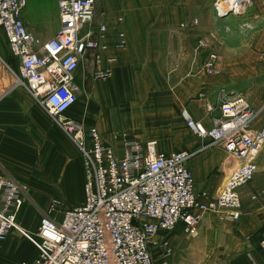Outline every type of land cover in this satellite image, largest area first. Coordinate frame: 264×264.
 Returning <instances> with one entry per match:
<instances>
[{
	"label": "crops",
	"instance_id": "1",
	"mask_svg": "<svg viewBox=\"0 0 264 264\" xmlns=\"http://www.w3.org/2000/svg\"><path fill=\"white\" fill-rule=\"evenodd\" d=\"M92 1L94 29L105 26L107 30L99 39L101 48L87 52L77 69L78 99L66 115L82 122L85 128L95 127L118 157L122 156L125 136L141 144L154 140L157 153L183 151L192 155L187 166L194 193L215 196L239 162L227 157L220 147L208 148L210 141L192 133L183 113L209 130L221 118L222 90L240 92L251 108L264 105V54L250 49L235 54L216 53L227 43L228 35L218 34L210 21L204 23L198 17L202 12L192 5L194 0ZM25 4L21 19L28 33L46 42L58 29L57 0H25ZM207 10L208 14L212 12V8ZM248 15L240 31L246 32L247 38L250 33L256 35L257 44H263L264 0H255ZM194 19L198 20L196 25L192 23ZM219 19L223 23L227 18ZM228 30L232 31V26L225 32ZM120 33L125 44L118 49ZM206 41L209 47L200 49L199 45ZM211 52L218 56L219 73L214 76L205 75L202 68ZM95 57L104 64L113 59L106 81L94 79ZM7 61L17 73V62L9 49L1 47L0 176L14 178L39 205L40 211L25 196L16 217L26 233L35 235L41 211L50 201L57 199L67 209L83 204V160L77 147L27 91L14 85L1 66H8ZM257 77L260 80L255 82ZM256 167L253 179L238 191L237 220L221 221L215 214L204 215L193 244L182 226L171 233H158L156 241H166L173 249L172 256L177 254L172 264L185 263L184 251L192 245L191 255L193 250V255L197 252L199 264H264V146ZM150 251L154 264H171L172 256L162 260L158 246H151ZM208 254H220L217 256L226 260L211 261ZM37 255V249L16 230L0 243V264H31Z\"/></svg>",
	"mask_w": 264,
	"mask_h": 264
},
{
	"label": "built area",
	"instance_id": "2",
	"mask_svg": "<svg viewBox=\"0 0 264 264\" xmlns=\"http://www.w3.org/2000/svg\"><path fill=\"white\" fill-rule=\"evenodd\" d=\"M254 2L213 0L212 11L217 19L245 16ZM57 3L58 29L46 42L28 33L21 19L25 0H0V33L18 64L17 73L11 71L14 85L26 90L77 147L83 160L84 200L81 206L69 209L57 199L50 201L41 211L43 220L35 235H31L16 220L25 188L12 177L0 176V243L10 231L19 232L38 251L31 264H154L151 246L162 250V260L172 256L169 243L156 241L158 233H171L182 226L184 234L195 237L206 214H215L221 221L237 220L238 191L253 179L264 146V105L251 108L244 96L222 90L221 118L209 130L183 113L192 133L210 141L208 148L220 147L227 157L239 162L211 198L194 193L187 166L192 155L186 152L157 153L154 140L141 144L125 136L118 157L95 127L85 128L66 115L78 99L77 69L87 52L101 48L99 39L107 29H94L92 0ZM192 23L196 25L198 20ZM124 42L120 33L116 48ZM199 47L208 48L209 41ZM94 59V79L106 81L113 59L107 64L99 57ZM217 63L218 56L209 53L202 67L205 75H217Z\"/></svg>",
	"mask_w": 264,
	"mask_h": 264
},
{
	"label": "rangeland",
	"instance_id": "3",
	"mask_svg": "<svg viewBox=\"0 0 264 264\" xmlns=\"http://www.w3.org/2000/svg\"><path fill=\"white\" fill-rule=\"evenodd\" d=\"M212 2H213V0H194V2L192 3V5L193 6H195L196 8L197 7H199V9L201 10V12H202V16H198L199 18L201 17L202 19H203V22L205 23V22H207V21H210V23H212L215 27H216V29H217V32H218V34H221L222 32L223 33H225V34H227L228 35V37H227V39H228V41H227V43H225V45L224 46H221V48H220V50H217L216 51V53H218L219 55H221L222 53H232V54H235V53H238V52H242V51H244V50H251V51H253V52H257V53H260L261 54V52L264 54V43L263 44H257V40H256V35H251V33H250V35H249V38H247L246 36H245V33L246 32H241L240 31V26H242L244 23H245V19H247V17L249 16L248 14H249V12H248V14L247 15H245V16H242V18H241V16H237V15H233V16H225V18H227V19H225L226 21H224V22H226V23H222V22H220V19L218 20L216 17H215V14H214V12L212 11V12H210V14H208V10L207 9H210V11H211V8H212ZM207 7H209V8H207ZM190 9V8H189ZM252 9V8H251ZM199 10V11H200ZM187 12H190V10L189 11H187ZM191 13V12H190ZM190 13H187V18H190V16L191 15H189ZM182 18H186V16H184V17H182ZM231 27L232 26V31H227V32H225V30H226V28L227 27ZM57 31V30H56ZM248 40H250V42L248 43V46H247V41ZM1 47H3V48H7V45L5 44V39L3 38V35L0 33V48ZM8 49V48H7ZM13 59V58H12ZM8 62V61H7ZM2 66V69L4 70V71H7L8 72V75L10 76V77H12V81L13 82H15V77L12 75V73H11V69L13 68L12 67V64L10 65L9 64V62H8V66H6V65H1ZM11 68V69H10ZM13 70V69H12ZM13 72H14V70H13ZM263 76H264V71H263ZM251 78H253V77H251ZM261 79H262V81H264L263 79V77H261ZM256 80H260L258 77L254 80L255 82H257ZM225 92H227L226 90H224ZM236 94V93H235ZM238 94H240L241 96H243L240 92L238 93ZM245 97V96H244ZM24 187V186H23ZM25 188V196L27 197V199H29V201H30V203H31V205H33V206H35L36 208H37V210H39L40 211V208H39V205H37L33 200H32V198L29 196V194H28V191H27V189H26V187H24ZM66 203V205H69V202H65ZM48 205H49V203H47ZM48 207V206H47ZM67 207V206H66ZM47 209V208H46ZM45 211V210H44ZM42 213V212H41ZM41 220H43L42 219V217H41ZM187 238H188V240H189V242L190 243H192V239H193V237H188L187 236ZM189 243V244H190ZM193 244V243H192ZM186 246H188V245H186ZM193 246V245H192ZM192 246H190V250H186V251H184V253L186 254H184L186 257H185V263H181V264H199V263H201L200 262V258H199V256L197 255V252H196V256L195 255H193V252H194V250H193V252H192V255H191V249H192ZM172 253H173V249H172ZM195 254V253H194ZM176 253H174V256H172V259H171V264H172V261L173 260H175V258H176ZM217 255H220V254H217ZM216 254L214 255V257H213V255H211V254H208V258H209V260H211V261H214V260H216L217 261V263H223V262H225V258L223 257V256H217ZM194 256V257H193ZM197 258V260H195ZM206 258V257H205ZM181 258H179V260H180ZM202 259V258H201ZM220 261V262H219ZM196 262V263H195ZM173 264H177V262H174Z\"/></svg>",
	"mask_w": 264,
	"mask_h": 264
}]
</instances>
